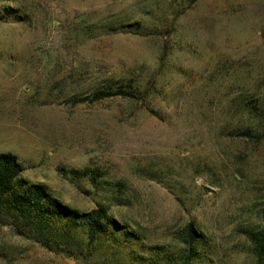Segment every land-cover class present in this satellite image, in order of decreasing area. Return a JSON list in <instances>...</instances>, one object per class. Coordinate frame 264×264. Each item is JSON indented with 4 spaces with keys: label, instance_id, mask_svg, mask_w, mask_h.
I'll use <instances>...</instances> for the list:
<instances>
[{
    "label": "rangeland",
    "instance_id": "rangeland-1",
    "mask_svg": "<svg viewBox=\"0 0 264 264\" xmlns=\"http://www.w3.org/2000/svg\"><path fill=\"white\" fill-rule=\"evenodd\" d=\"M120 83L133 96L90 100ZM254 104L264 0H0V152L151 242L194 223L206 264H256L243 233L264 225V136L235 135L258 127ZM0 264L84 262L0 222Z\"/></svg>",
    "mask_w": 264,
    "mask_h": 264
},
{
    "label": "trees",
    "instance_id": "trees-1",
    "mask_svg": "<svg viewBox=\"0 0 264 264\" xmlns=\"http://www.w3.org/2000/svg\"><path fill=\"white\" fill-rule=\"evenodd\" d=\"M132 26L123 28L129 30ZM133 89L131 83L103 85L93 91L90 100L133 96ZM253 108L263 112L258 127L238 129L235 135L251 139L264 136L260 129L264 124V106L254 104ZM25 170L16 154L0 152V222L50 250L70 254L84 264H206L212 260L208 236L192 222L172 233L169 241L151 242L145 233L131 230L111 216L105 205L80 211L65 204L45 183L25 178ZM70 172L79 177L88 176L94 184L100 176L90 169ZM243 234L255 263L264 264V225L247 229Z\"/></svg>",
    "mask_w": 264,
    "mask_h": 264
}]
</instances>
